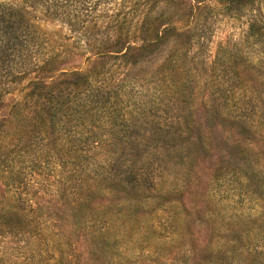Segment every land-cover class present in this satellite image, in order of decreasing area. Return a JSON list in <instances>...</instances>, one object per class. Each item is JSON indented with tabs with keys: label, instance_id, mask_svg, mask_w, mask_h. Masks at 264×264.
I'll return each mask as SVG.
<instances>
[{
	"label": "rangeland",
	"instance_id": "obj_1",
	"mask_svg": "<svg viewBox=\"0 0 264 264\" xmlns=\"http://www.w3.org/2000/svg\"><path fill=\"white\" fill-rule=\"evenodd\" d=\"M191 2L175 43L62 123L0 62V264H264V0ZM39 24L55 75L94 64Z\"/></svg>",
	"mask_w": 264,
	"mask_h": 264
},
{
	"label": "trees",
	"instance_id": "obj_2",
	"mask_svg": "<svg viewBox=\"0 0 264 264\" xmlns=\"http://www.w3.org/2000/svg\"><path fill=\"white\" fill-rule=\"evenodd\" d=\"M191 1L182 5L176 0H25L19 6L10 0L0 2V62L15 59V66L22 68L20 74L15 72L17 79L32 73L27 78L31 90L21 96L25 105L31 107L41 99L46 117L40 120L62 123L67 116L93 108L88 103L103 93L107 72L135 66L166 42L175 43L180 27L174 23H191L195 9ZM40 21H58L73 34L74 41L83 43L94 57L88 71L71 66L55 75L60 54L49 53ZM18 213L20 218L27 215L20 208Z\"/></svg>",
	"mask_w": 264,
	"mask_h": 264
}]
</instances>
